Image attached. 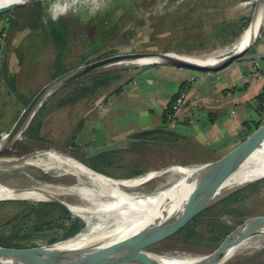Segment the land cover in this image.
<instances>
[{
  "label": "rangeland",
  "instance_id": "1",
  "mask_svg": "<svg viewBox=\"0 0 264 264\" xmlns=\"http://www.w3.org/2000/svg\"><path fill=\"white\" fill-rule=\"evenodd\" d=\"M254 2L255 0H44L37 7H33V4L18 7L4 14L6 18L1 15L0 136L12 128L26 106L25 101H30L50 81V76L55 71L53 62L57 52L47 31L49 20L56 22L63 18L69 26L67 49L62 61L66 67L82 65L88 57H92L94 61L117 54L169 51L204 56L221 52L236 41L245 29L242 27L243 18L251 17ZM60 12L62 13L58 14ZM38 13L41 15L36 18ZM8 15L13 22L9 23ZM31 17L33 21L36 20L33 30L28 27L33 22ZM255 52L264 54V26L256 44L243 57ZM141 67L145 66L108 67V70L117 69L121 77L95 99L82 98L69 103L67 96L73 87L66 85L60 88L44 101L34 115L35 117L39 113L41 121L37 138L27 137V127L12 150L6 154V158H21L35 150L50 149L68 154L88 167L95 166L115 179L133 178L152 171L160 172L159 176L138 188L142 193L169 187L170 185L166 186L167 180L175 177L165 172L170 166L199 165L218 158L222 149L217 145H201V137L190 138L185 135L178 138L177 135L166 133L148 135L143 138L144 141H124L112 151L90 155L89 149L98 140L100 131L109 134L125 125L123 121L126 116L119 111L106 115V110L111 108L106 97L119 94L120 86L129 80L132 70ZM225 74L227 73H220V76ZM250 75L249 71L247 79L252 78ZM198 83L191 78L188 85L174 94L176 97L178 94L183 95L184 101L180 102L172 116H168L166 127L177 128L174 119L188 103L187 88L197 87ZM262 92L264 93V87ZM171 99L164 110L169 107ZM256 101V107L260 106L262 113L264 103ZM196 102L190 101L186 107H199ZM113 113L118 114L112 116ZM136 120L125 125V129L135 125ZM155 136L168 139L158 140L154 139ZM103 154L105 162L101 158ZM71 182L69 177L55 176L32 166H16L0 171V183L15 188H28L37 183L58 186ZM55 199L72 200L61 195H56ZM224 200L217 202L207 212L221 225L222 235L228 234L250 218L264 215V177L242 187ZM38 203L50 202L1 200L0 237L10 236L11 232H18L20 229L23 232L18 240L22 244L37 245L61 237L64 232L56 229L60 220L49 224L50 226L43 223L38 230L20 223L21 218L31 211L30 204ZM50 215L44 220L51 222L55 218H61L59 215ZM78 218V224L84 228L85 222ZM197 228L200 231L208 229L205 222H200ZM207 241H202L205 243L203 245H192L173 236L148 250L160 256L199 257L215 249ZM225 264H264V236L260 234L250 237Z\"/></svg>",
  "mask_w": 264,
  "mask_h": 264
},
{
  "label": "bare ground",
  "instance_id": "2",
  "mask_svg": "<svg viewBox=\"0 0 264 264\" xmlns=\"http://www.w3.org/2000/svg\"><path fill=\"white\" fill-rule=\"evenodd\" d=\"M263 13L264 11H260L256 22L251 27H246L232 45L215 54L195 56L173 52L165 56H146L132 61L116 59L111 63L93 65L80 71L96 70L109 65L114 66L113 64L116 63V66L145 65L179 60L205 66L217 65L228 56L243 52L258 37L256 30L259 22L264 18ZM55 86L56 84H52L47 87L35 105H39L53 91ZM32 111L25 115L22 122L12 133L7 136H0V151L12 142L19 140L20 132L24 131ZM17 156L19 157L20 155ZM16 166H32L45 173H53L55 176H66L72 180L67 185L49 186L37 183L28 188H15L0 183V201L31 200L41 202L55 198L56 195H61L63 198H72V200L68 199L69 201L64 199L59 201L70 212L80 217L86 225L84 230L77 236L61 243L64 248L117 244L134 234L140 235L142 232L152 229L157 225V221L165 219L183 203L193 182L204 167V165H173L165 170V172L176 177L172 178L174 180H167L166 186L170 185L169 187L159 188L150 193H142L138 191V188L159 176L160 172L150 170L152 172L144 175L140 174L141 176L115 179L99 174L72 156L56 150H35V152L24 158H0V171ZM34 177L37 179V176ZM260 177H264V141L259 149L253 151L238 169L217 187L208 203H213L233 188ZM260 230H264V227ZM262 236H264V233H262ZM248 239L249 237L246 240ZM246 240L231 248L227 252L224 262L230 260L238 250V247ZM152 257L159 260L161 264H194L201 259V256L181 255H152Z\"/></svg>",
  "mask_w": 264,
  "mask_h": 264
},
{
  "label": "water",
  "instance_id": "3",
  "mask_svg": "<svg viewBox=\"0 0 264 264\" xmlns=\"http://www.w3.org/2000/svg\"><path fill=\"white\" fill-rule=\"evenodd\" d=\"M44 0H0V16L8 14L9 12L14 11L18 7L32 5L36 2ZM260 11H264V0H256L254 2L252 14L250 20L247 24V28L251 27L256 20ZM264 15V13H263ZM264 26V18L259 22L257 27V34L252 43L241 53L237 55H230L220 64L205 66L199 65L188 61H173L169 63L162 64H145L142 66L150 65H166L177 67L181 69H187L196 72H215L222 70L229 66L232 62L239 60L241 58L249 57L251 59L263 58L264 54L262 53H252L248 56L243 57L248 53L251 48L256 44L259 39L262 28ZM245 27V28H246ZM173 52H155V53H134V54H117L109 57L101 58L92 61V57H88L82 65L74 67L61 75L50 80L48 83L43 85L38 92L33 96V98L26 104L23 108L19 118L12 126V128L3 133V136H7L12 133L15 128L22 122L25 115L32 111L31 116L29 117L28 124L25 129L28 127L30 121L36 114L37 110L43 105L44 101L60 88L68 85L69 83L83 78L87 75L106 70L108 67H102L96 70H87L80 71L81 69L91 67L97 64L111 63L116 59H122V61H132L141 57L146 56H156L161 55L165 56ZM175 53V52H174ZM117 64V63H116ZM116 64H113L116 66ZM140 66V65H134ZM111 67V66H110ZM52 84H56L53 91L45 97L39 105H35L38 98L41 96L43 91ZM24 129V130H25ZM168 132L169 129L157 127V128H147L136 131L132 134V137L148 136L156 132ZM24 131L20 132V137ZM1 135V136H2ZM19 137V139H20ZM131 138L118 139L110 143L104 144L102 146L91 147L89 149L90 155H99L108 151H112L121 146L122 142L130 141ZM18 141V140H17ZM16 141V142H17ZM264 141V123L259 125L255 130H253L243 141H241L236 147L225 153L224 155L216 158L215 160L199 165L193 166H202V170L199 172L197 179L193 182L190 191L186 195L183 203L175 210L173 213L168 215L165 219L157 221V225L148 231L142 232V234H134L126 238L125 240L117 244L109 245H92L83 248H64L61 246L62 242L68 241L80 232L84 230L82 228L80 232L74 236L58 241L52 244H42L35 245L30 247H6L0 245V263L6 264H161V262L152 255H156L150 252L148 249L160 243L180 231L184 226L196 218L202 211L210 208L215 205L217 202L222 201L226 197L237 192L242 187L252 184L256 180L262 178H256L255 180L248 181L242 185H239L233 188L230 192L224 194L221 198L213 203H208L213 192L217 187L226 180L238 167L244 162V160L255 150L261 147V144ZM12 142L9 146L3 148L0 151V158H6V154L12 150L13 146L16 143ZM50 150V149H46ZM25 156L21 157L24 158ZM79 161V160H78ZM81 162V161H79ZM82 163V162H81ZM83 164V163H82ZM85 165V164H84ZM190 166V165H185ZM171 167V166H170ZM90 168V167H89ZM92 169V168H91ZM94 170V169H92ZM99 174H103L97 170H94ZM107 176V175H106ZM128 179V178H120ZM49 202H55L67 211H69L66 206L60 202L58 199L51 198L47 200ZM70 212V211H69ZM73 214L72 212H70ZM74 215V214H73ZM76 216V215H75ZM78 217V216H77ZM86 225V224H85ZM264 227V215L256 216L250 218L244 223L240 224L237 228L225 235L222 241L218 244L215 249L211 252L202 255L201 259L194 264H225V256L227 252L239 245V243L246 240L248 237H253L255 235H262L264 230H260ZM160 256V255H159Z\"/></svg>",
  "mask_w": 264,
  "mask_h": 264
},
{
  "label": "crops",
  "instance_id": "4",
  "mask_svg": "<svg viewBox=\"0 0 264 264\" xmlns=\"http://www.w3.org/2000/svg\"><path fill=\"white\" fill-rule=\"evenodd\" d=\"M255 67H264V57L259 59L245 57L215 72L195 73L196 71L166 65L134 69L129 80L120 86L119 94L111 95L112 98L106 97L111 108L105 113L108 116L113 111H119L121 115L126 116L123 121L125 125L132 124L137 119L135 125L129 126L128 129L122 125L119 130L110 131L109 134L100 131L98 140L92 147L125 138L134 139L136 142L144 141L143 138L146 136L132 137V134L142 129L162 127L169 131L153 134L166 133L177 135L178 138L185 135H189L190 138L201 137L199 139L201 145L210 147L217 145L222 149L218 155L220 157L255 130L253 128L248 131L245 123L251 125L264 123V105L262 113L256 107L257 97L263 93L264 77L247 79L249 71ZM220 73L228 75L221 77ZM191 78L199 82L198 86H191L193 87L191 91V87L187 88L188 103L174 119L177 128H168L163 119L164 107L180 89L182 83L188 85ZM190 101H197L196 105L199 107H186ZM117 114L113 113L112 116ZM130 116L133 119H126ZM182 129L184 131H181ZM164 138L154 137L158 140Z\"/></svg>",
  "mask_w": 264,
  "mask_h": 264
},
{
  "label": "trees",
  "instance_id": "5",
  "mask_svg": "<svg viewBox=\"0 0 264 264\" xmlns=\"http://www.w3.org/2000/svg\"><path fill=\"white\" fill-rule=\"evenodd\" d=\"M42 1L36 2L33 4V7H37ZM63 12V11H62ZM62 12L58 13L61 14ZM40 13L36 14V18L40 17ZM33 21V17H31ZM250 20V16L243 18L244 24L242 27H246L248 22ZM8 21L13 22V19L8 15ZM35 19L34 21L28 25L30 30H33L35 25ZM47 31L50 34L53 47L56 49L57 54L55 55L54 58V72L50 76V80L54 79L55 77L61 75L62 73L72 69L75 67L70 66L66 67L62 64V61L64 59V53L66 52L67 49V35L69 34V26L67 25L66 21L63 20V18H59L58 21H52L49 20L47 24ZM120 73L117 71V69L114 70H103L100 72H96L90 75H87L83 78H80L78 80H75L71 83H69L66 87H73L71 92L67 96V101L69 103L71 102H76L79 101L80 99H95L97 98L102 91H104L108 86H110L112 83L120 79ZM5 79V75H3ZM6 82V79L4 80ZM180 86V89L185 86L183 85ZM176 98V95L172 97L171 103L169 107H167L164 110L163 113V119L164 122H166L168 116H172L174 111L171 109V104L174 102ZM257 100L260 103H264V93L260 94L257 97ZM29 101H25V105ZM258 109H260V106H258ZM39 115V113H38ZM35 116L32 124L28 126L27 129V137L31 138H37L39 129H40V119L38 118L39 116ZM244 125L247 126V130L250 131L253 128L256 129L260 124L259 123H253L252 125L250 123H245ZM168 138H164L163 140H167ZM90 168L94 169L93 167L90 166ZM95 170V169H94ZM100 172V171H99ZM236 193V192H235ZM233 193L232 195H234ZM232 195L229 197L225 198V200L229 199ZM224 200V201H225ZM223 201V202H224ZM31 211L29 214H26L21 218V224L25 225H31L32 228L35 230L40 229L39 227L45 223L46 225L52 224L58 220H60L59 224H57V230L59 232L63 231L64 234L59 237V238H52L49 241L45 243H39L37 245H42V244H52L58 241H62L64 239L70 238L77 234L80 229L83 227L82 225H79V218L75 217V215L71 214L69 211H67L64 207L61 205L55 203V202H50V203H38L36 204H30ZM212 206L204 211H202L196 218H194L191 222H189L186 226H184L180 231H178L175 235L179 237V240L183 242L190 243L192 245H198V244H205L202 241L208 240L210 242V247L215 248L218 246V244L222 241V239L225 237V235H222V227L221 225L216 221V219L211 217L210 215L207 214L209 212ZM57 212L55 213V211ZM59 215L61 218H53L50 220H53L51 222L45 221L44 218L49 217V215ZM50 215V216H51ZM54 215V216H55ZM14 221V220H13ZM45 221V222H44ZM10 222V221H9ZM205 222L207 224V228L204 231L198 230V225L199 223ZM8 223V222H7ZM6 225V221L4 223ZM50 226V225H49ZM48 226V227H49ZM82 226V227H81ZM21 230V229H20ZM18 231V232H11L12 234L10 236L6 237H0V245L1 246H6V247H30V246H35L33 244H22L20 243L19 235L23 231ZM172 236V237H173ZM171 238V237H170ZM207 241V242H208ZM208 242V243H209Z\"/></svg>",
  "mask_w": 264,
  "mask_h": 264
},
{
  "label": "built area",
  "instance_id": "6",
  "mask_svg": "<svg viewBox=\"0 0 264 264\" xmlns=\"http://www.w3.org/2000/svg\"><path fill=\"white\" fill-rule=\"evenodd\" d=\"M253 69V68H252ZM258 76H262V77H264V67H262L261 69H260V67H258V68H254L253 70H251V75H250V77H254V78H258ZM179 96L178 97H176V99L174 100V102L171 104V109L175 112V110H176V108L184 101L183 99H182V97H183V95H181V94H178ZM180 95H181V97H180ZM180 97V98H179ZM181 99H182V101H181ZM181 102V103H180Z\"/></svg>",
  "mask_w": 264,
  "mask_h": 264
},
{
  "label": "flooded vegetation",
  "instance_id": "7",
  "mask_svg": "<svg viewBox=\"0 0 264 264\" xmlns=\"http://www.w3.org/2000/svg\"><path fill=\"white\" fill-rule=\"evenodd\" d=\"M3 16H5V18H6V15H3ZM8 17V16H7ZM6 20V19H5ZM7 20H8V18H7ZM9 23H11V22H9ZM103 157H101V158H103L102 159V161H104L105 162V160H106V158H105V156H104V154L102 155ZM94 169H97L95 166H92ZM98 171H100L101 172V170H99V169H97Z\"/></svg>",
  "mask_w": 264,
  "mask_h": 264
}]
</instances>
